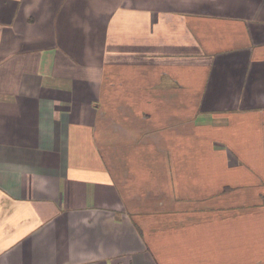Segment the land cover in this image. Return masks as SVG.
Returning <instances> with one entry per match:
<instances>
[{"label": "crops", "instance_id": "0c3cea01", "mask_svg": "<svg viewBox=\"0 0 264 264\" xmlns=\"http://www.w3.org/2000/svg\"><path fill=\"white\" fill-rule=\"evenodd\" d=\"M0 264H264V0H0Z\"/></svg>", "mask_w": 264, "mask_h": 264}]
</instances>
